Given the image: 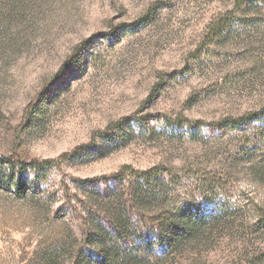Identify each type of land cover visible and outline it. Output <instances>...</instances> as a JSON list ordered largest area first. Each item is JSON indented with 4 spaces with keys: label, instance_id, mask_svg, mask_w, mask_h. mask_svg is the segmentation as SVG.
I'll return each instance as SVG.
<instances>
[{
    "label": "rangeland",
    "instance_id": "1",
    "mask_svg": "<svg viewBox=\"0 0 264 264\" xmlns=\"http://www.w3.org/2000/svg\"><path fill=\"white\" fill-rule=\"evenodd\" d=\"M0 157V264H98L115 186L197 230L118 264H264V0H0Z\"/></svg>",
    "mask_w": 264,
    "mask_h": 264
},
{
    "label": "trees",
    "instance_id": "2",
    "mask_svg": "<svg viewBox=\"0 0 264 264\" xmlns=\"http://www.w3.org/2000/svg\"><path fill=\"white\" fill-rule=\"evenodd\" d=\"M250 118L252 116L246 119ZM243 121L245 119L230 120L228 121V127L238 128ZM5 165L15 167L18 164L14 159L0 157V185L5 183L6 174L3 172ZM153 176H155V172L146 173V179L142 182L141 200L146 203L159 200L156 197L159 194V186L157 181L153 180ZM120 192V188L116 186L110 189L109 193L115 196L114 200L117 205L108 211L104 219L100 221L101 225L94 223V232L88 233L90 235V249L95 251L98 264H118L121 243L129 241L135 236L136 239L133 242L138 243L137 248L142 253L146 251L164 253L169 248L177 249L180 242L196 236V227L183 221L186 214L176 218L175 226L167 220L157 223L146 217L140 218L139 223L136 224L133 221L134 214L124 206L123 196L120 195ZM80 264L92 263L82 262Z\"/></svg>",
    "mask_w": 264,
    "mask_h": 264
}]
</instances>
